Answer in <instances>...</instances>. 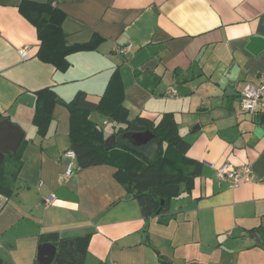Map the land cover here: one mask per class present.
Listing matches in <instances>:
<instances>
[{"label": "crops", "instance_id": "1", "mask_svg": "<svg viewBox=\"0 0 264 264\" xmlns=\"http://www.w3.org/2000/svg\"><path fill=\"white\" fill-rule=\"evenodd\" d=\"M21 1L0 0V123L8 119L24 133L14 191L0 193L5 264H35L40 244L86 234L85 264H264V109L250 114L241 105L243 85L264 72V0H35L67 14L69 43L104 39L96 50L70 54L66 71L38 57L37 29L20 13ZM129 43L127 54L117 52ZM117 68L128 118L172 113L190 144L187 157L201 163L191 190L181 184L180 196L154 217L143 215L112 164L77 162L61 181L71 149L66 105L54 107L46 136L33 123L37 90L52 87L64 101L84 91L98 103ZM99 115L91 118L104 129L112 119L104 115L100 124ZM208 162L248 165L250 174L233 187Z\"/></svg>", "mask_w": 264, "mask_h": 264}, {"label": "trees", "instance_id": "2", "mask_svg": "<svg viewBox=\"0 0 264 264\" xmlns=\"http://www.w3.org/2000/svg\"><path fill=\"white\" fill-rule=\"evenodd\" d=\"M20 13L37 29L40 47V60L53 64L57 69L66 71L70 54L96 50L103 38L94 35L83 43H69L63 24L67 14L51 1L22 0ZM123 81L119 68L115 69L101 100L93 103L84 91H79L71 101L61 99L52 87L35 92V114L33 123L38 134L46 136L52 122L56 104L67 106L71 114V149L77 154L78 166L86 168L97 164L116 166V178L138 200L143 215L154 217L168 209L172 199L180 196L181 184L190 191L194 179L199 174L200 162L187 157L190 144L180 134L178 123L172 113H165L158 121L137 116L129 119L128 108L124 105ZM93 112L110 117L113 121L125 124L115 141L106 140L102 125L91 118ZM151 130L156 137L149 144L157 146L152 152L148 145L136 146L124 138L131 132ZM28 140L24 139L23 143ZM23 161L21 148L7 154L0 163V193L10 196L17 180ZM189 167H194L188 171ZM162 201L164 203L162 204ZM42 239H48L43 236ZM91 235L60 238L55 241L57 253L50 264H85V257ZM162 264H171L160 259ZM0 264L5 262L0 258ZM35 264H41L36 260Z\"/></svg>", "mask_w": 264, "mask_h": 264}, {"label": "built area", "instance_id": "3", "mask_svg": "<svg viewBox=\"0 0 264 264\" xmlns=\"http://www.w3.org/2000/svg\"><path fill=\"white\" fill-rule=\"evenodd\" d=\"M133 47V44L129 43L122 47L117 48V52L121 55H125ZM19 54L23 59L31 57V49L29 46H23L19 49ZM171 93L175 92L173 89ZM241 105L244 111L250 114H256L260 110L264 109V72L258 76V82H246L241 89ZM104 121V124H107ZM67 157V165L62 172L60 178L61 181L71 178L76 170L77 154L75 150L68 149L65 152ZM211 168L217 169L220 179H229L232 181V186H238L242 180L248 179L250 174V167L248 165L241 167H233L232 164L226 162L220 166H216L215 163H207ZM55 199V195H49L45 198V204H52Z\"/></svg>", "mask_w": 264, "mask_h": 264}, {"label": "water", "instance_id": "4", "mask_svg": "<svg viewBox=\"0 0 264 264\" xmlns=\"http://www.w3.org/2000/svg\"><path fill=\"white\" fill-rule=\"evenodd\" d=\"M24 133L20 126L12 121L4 119L0 123V163L4 161L5 156L18 150ZM156 137L151 130L136 131L128 134L127 138L133 145L145 146ZM164 201H162V204ZM57 253V247L49 242L42 243L38 247L37 258L41 264H50Z\"/></svg>", "mask_w": 264, "mask_h": 264}, {"label": "rangeland", "instance_id": "5", "mask_svg": "<svg viewBox=\"0 0 264 264\" xmlns=\"http://www.w3.org/2000/svg\"><path fill=\"white\" fill-rule=\"evenodd\" d=\"M104 115H99L97 116L96 118L98 119V121L100 122V124H103V119H104ZM123 127V124L121 123H115L113 120H110L109 122V125H105L104 127V131H105V136H106V139H107V142L108 141H115L116 138H119L118 135H119V131ZM120 128V129H119Z\"/></svg>", "mask_w": 264, "mask_h": 264}]
</instances>
